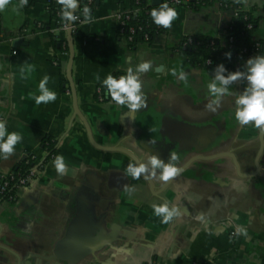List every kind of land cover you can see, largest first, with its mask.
<instances>
[{
	"label": "crops",
	"instance_id": "0c3cea01",
	"mask_svg": "<svg viewBox=\"0 0 264 264\" xmlns=\"http://www.w3.org/2000/svg\"><path fill=\"white\" fill-rule=\"evenodd\" d=\"M47 2L35 0L33 6L15 11L19 1L12 0L0 11V119L7 121L9 132L23 137L8 159H0V179L26 155L43 163L41 142L47 137L56 141L67 172L58 175L50 159L36 183L17 190L12 201H0V264H53L41 256L52 251L71 219L87 207L95 220L103 219L101 234L113 239L78 264H264V134L261 147L255 139L261 131L253 122L238 124L232 95L210 111L207 84L215 66L193 65L176 49L189 35L221 34L230 11L216 1L177 6L170 27L131 49L115 20L116 13L130 10L128 0H101L92 19L73 32L57 25ZM240 4L259 17L255 37L264 46V0ZM14 40L22 42L12 46ZM142 61L152 64L140 74L144 107L133 112L111 100H97L96 89L106 87L100 82L106 75L126 72ZM245 61L237 62L234 71L243 70ZM180 71L186 80L179 79ZM44 75L50 77L48 87L56 100L37 105L32 95L39 94ZM245 84L237 81L231 91L238 94ZM157 129L168 139L190 142L201 131L208 140H226L217 152H238L241 175L228 157L215 161L226 174L206 171L204 177H195L199 169L190 164L168 183L152 178V187L142 175H126L132 158L146 162L155 154L167 162L175 152L164 153L150 144ZM179 152L178 167L192 156L190 147ZM121 176L126 184H120ZM165 202L179 212L166 224L151 207ZM238 226L247 234H237ZM75 236L81 246L84 235Z\"/></svg>",
	"mask_w": 264,
	"mask_h": 264
},
{
	"label": "clouds",
	"instance_id": "9594fccd",
	"mask_svg": "<svg viewBox=\"0 0 264 264\" xmlns=\"http://www.w3.org/2000/svg\"><path fill=\"white\" fill-rule=\"evenodd\" d=\"M28 0H19V3L13 7V10L19 11L27 5ZM60 7L61 20L66 24L79 19L76 15V10L79 5V0H57ZM10 4V0H0V11L5 10ZM82 13L85 21L92 19L91 10L88 6H84ZM175 8L169 7L168 4L162 3L158 8L154 7L150 11L152 22L156 25L168 28L173 20L177 18ZM226 59H231V52L224 53ZM151 61H142L135 67H128L124 75L116 78L111 74L100 81L103 86H106L107 94L111 101L117 105L126 106L130 111L135 112L146 104L144 93L141 91L142 81L140 74L148 72L151 69ZM28 72L33 70L32 66L26 69ZM22 72L25 69L21 70ZM50 77L44 75L38 83L39 94H33L32 98L35 104H47L56 100V92L48 87ZM100 80L99 76H96ZM179 79L186 80L187 74L183 71L179 73ZM237 81L246 82L245 87L238 94L231 91V86ZM207 90L212 97L207 105V108L215 112L221 104V100L225 96H234V117L240 124L248 125L253 122V126L264 132V55H255L249 57L243 66V70L228 71L223 63L217 64L214 69V74L207 84ZM23 137L19 132L8 131L7 121L0 119V159H8L22 141ZM179 157L177 153L172 152L165 162L157 155H149L146 162L130 161L125 168V174L134 179H138L144 175L146 179L158 177L162 181H167L170 178L178 175L181 169L176 165ZM54 168L58 175H65L67 165L62 155H57L53 161ZM125 191L131 193L133 189L130 186L125 188ZM153 214L161 218L162 223H168L173 217L178 216L179 212L176 207H169L168 203L151 205ZM203 219V217H197ZM237 234H247V230L243 227L236 228Z\"/></svg>",
	"mask_w": 264,
	"mask_h": 264
},
{
	"label": "trees",
	"instance_id": "16d2710c",
	"mask_svg": "<svg viewBox=\"0 0 264 264\" xmlns=\"http://www.w3.org/2000/svg\"><path fill=\"white\" fill-rule=\"evenodd\" d=\"M12 1V0H10ZM19 1V0H15ZM99 2L101 0H98ZM130 6L129 19L125 23V29L122 34L118 33L120 37H127L128 31L127 27L132 26L135 29L133 37L130 41H127L129 48H134L138 43L144 41L143 34L148 33L149 39L148 42L152 40L155 34L160 33L165 30L163 26L156 25L152 22L150 11L156 7L158 8L162 3H165V0H162L159 5H152L146 0H128ZM216 1L223 10H229L231 15L230 19L224 28L223 32L219 35L209 34V35H189L192 39L190 43L183 48L184 39L176 47L177 51L183 55L189 63L196 66L206 65L205 61L211 59L214 66L217 64L223 63L225 66H229L231 71L235 70V64L242 60L244 54L241 52L242 49L246 48L248 53L251 51L253 44L257 41L260 42V47L256 51L255 55H264V46L263 42L255 37V31L257 29V23L259 17L251 9H245L241 6L240 0H185L180 3V6H194L198 4H205L208 2ZM35 0H28L26 8L33 6ZM169 7L175 8V3L173 0H167L166 2ZM84 6H88L91 10V14L98 7L96 0H79V5L76 10V15L78 17L84 18L82 9ZM60 5L57 3V0H48L47 10L51 17H53L57 25L62 27L65 22L61 20L60 15ZM237 10V15H234V12ZM72 25H75L76 22H70ZM251 24V27L248 28L247 25ZM118 28V26H117ZM72 32L75 29L71 30ZM1 33V30H0ZM233 36L234 41L232 44L228 43V37ZM0 40H2L0 36ZM231 52V59H226L224 53ZM123 71H116L112 76L124 75ZM102 94L106 100H111L110 96L107 94L106 87H102ZM41 147L46 152V157L42 164L54 159L58 155L56 141L47 137L44 138L41 142ZM32 166L30 161L28 164L24 160L18 165V167L13 171L15 174L25 175ZM16 194V187L14 184H10L8 190L4 193V196ZM4 197L0 199L3 201ZM198 264H204L203 261H197Z\"/></svg>",
	"mask_w": 264,
	"mask_h": 264
},
{
	"label": "water",
	"instance_id": "95a60500",
	"mask_svg": "<svg viewBox=\"0 0 264 264\" xmlns=\"http://www.w3.org/2000/svg\"><path fill=\"white\" fill-rule=\"evenodd\" d=\"M162 0H151L152 5H159ZM96 4H99V1L96 0ZM71 24V23H70ZM22 42L20 40H14L12 46L15 44ZM176 130L181 132L182 134H187L185 128H180L176 125ZM264 132L261 131V135ZM171 135V134H170ZM173 138V137H172ZM150 144L158 146L162 152L165 151L171 152L175 151V153L179 154L181 149L176 147L177 140L176 139H168L167 137H162L159 135V129L156 130L155 135H152L150 140ZM263 146V140H261V147ZM154 151V150H153ZM156 152V151H155ZM158 153V152H156ZM217 157V156H214ZM207 157H200V159L206 160ZM213 158V156L211 157ZM134 161H137L136 158H132ZM234 159V157H232ZM194 159L191 158L179 168L183 171L188 165L192 163ZM237 168V167H236ZM144 179L153 186L152 179H146L144 175H142ZM247 178L251 177V175H247ZM173 178V177H172ZM167 180V183L172 179ZM120 184H126L127 178L125 176H121ZM84 220L80 222V220ZM104 224L103 219H99V221L94 219V213L91 208H84L79 210L75 216L71 219L67 231L62 239H60L52 249L50 253H45L41 256V258L45 261L52 262L53 264H78L80 261L85 259L86 257L93 255L95 252L102 250L104 247L110 244L113 237L110 235H102V225ZM79 231V232H78ZM79 233L84 235L83 238H80L82 241V245L77 246L76 234ZM99 234H101L99 236ZM88 243V245H85Z\"/></svg>",
	"mask_w": 264,
	"mask_h": 264
},
{
	"label": "built area",
	"instance_id": "2783aa9c",
	"mask_svg": "<svg viewBox=\"0 0 264 264\" xmlns=\"http://www.w3.org/2000/svg\"><path fill=\"white\" fill-rule=\"evenodd\" d=\"M89 1H91V0H89ZM146 1L148 3H151V0H146ZM183 1H185V0H173V2L176 5L175 7L180 6V3ZM165 2H167V0H165ZM129 12H130V10H128L126 12H119V13H116V15H115V20H116L117 26H118L117 31L120 34H122L124 32L125 23L129 19ZM234 15H237V10L234 12ZM83 21H84V18L79 17V19L75 21L76 22L75 25L64 24L62 26V28H67L69 30H72V29H75V27L78 24L82 23ZM247 27L250 28L251 24H248ZM127 31L129 34L127 37H124V38L126 41H130L133 37V33L135 32V29L132 26H128ZM143 39L145 42H148L149 34L144 33ZM191 41H192V39L190 37H187L186 40L183 42L182 47L185 48L186 45L188 43H190ZM233 41H234L233 36H229L228 37V43L232 44ZM259 47H260V42L257 41L253 44V47L249 53L247 52L248 50L246 48L242 49L241 52L244 54V57L242 60H247L249 57L255 56V53ZM239 61H241V60H239ZM205 63L207 66H210V67L214 66L211 59H207L205 61ZM53 64H56V61H54ZM224 66H225V64H224ZM225 68L228 69V71H231L229 66L228 67L225 66ZM119 76H121V75H116L115 77L119 78ZM96 97H97V100L99 102H103L106 100L102 94V87H98L96 89ZM23 160L25 161L26 164H28L31 161L32 162L31 168L29 169V171L25 175H19V173L15 174L14 172L9 173L7 175H4L0 179V199H2L4 197L3 200L12 201L15 198L16 194L14 196H12V195H7L6 197L4 196V193L8 190V187L10 186V184H14L16 187V191H17L20 189H27L39 180L40 175L42 173V169L44 167V164H42V163L37 164L33 155H26ZM147 264H154V262H148ZM191 264H198V263H197V261H192ZM204 264H211V263L210 262H204Z\"/></svg>",
	"mask_w": 264,
	"mask_h": 264
},
{
	"label": "flooded vegetation",
	"instance_id": "af4514ba",
	"mask_svg": "<svg viewBox=\"0 0 264 264\" xmlns=\"http://www.w3.org/2000/svg\"><path fill=\"white\" fill-rule=\"evenodd\" d=\"M203 133L204 132L199 131L198 134L192 137V140L190 142L185 141L184 139H176L177 140L176 147L178 149H188L189 147L191 148L192 156L189 159L193 158L194 160L192 161L191 164L196 165V167L199 169L198 172H195L194 176L204 177V173H206V171H209V173H211L212 175L216 173L226 174L225 168H223L222 166H220V164H217V162H215L218 161L221 157H228L231 160V166L233 167L234 171L238 176H240L242 173L241 166L243 162V158L241 157V155L237 154L238 152L235 153V151H230V153L220 152V151L217 152L218 148L221 145L226 144L227 141L223 139L214 141V138L208 140ZM261 138L262 137L260 133L255 138L257 139V141L259 140V145L261 143L260 141ZM244 145L245 144H243L242 147ZM212 156L213 158H211ZM200 157H207V159L205 158L206 160H203L200 159ZM232 157H234V159H232ZM189 159H187L185 162H187ZM251 160H252L251 161L252 166L254 165L255 168V163H257L256 157H253ZM186 168L184 170H186Z\"/></svg>",
	"mask_w": 264,
	"mask_h": 264
}]
</instances>
